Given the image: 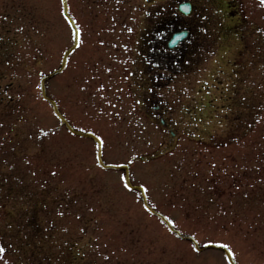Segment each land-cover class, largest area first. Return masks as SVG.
<instances>
[{"label": "rangeland", "instance_id": "obj_1", "mask_svg": "<svg viewBox=\"0 0 264 264\" xmlns=\"http://www.w3.org/2000/svg\"><path fill=\"white\" fill-rule=\"evenodd\" d=\"M181 1L0 0V264H264V6L237 0L222 42L225 1L189 0L197 58L155 89L170 133L137 69L144 14Z\"/></svg>", "mask_w": 264, "mask_h": 264}, {"label": "flooded vegetation", "instance_id": "obj_2", "mask_svg": "<svg viewBox=\"0 0 264 264\" xmlns=\"http://www.w3.org/2000/svg\"><path fill=\"white\" fill-rule=\"evenodd\" d=\"M224 1L227 6L226 11L228 13L230 12L229 16L236 20L234 24L230 25V28L233 27V32L238 36L239 32L237 33L236 30L239 26V6L237 3L233 2V0ZM165 15L166 16H164V13H158L156 19H152L149 22V20L145 19L144 14L145 27L143 33H145V37L141 43L137 77L139 79V86L142 87L141 91L143 97H145L144 99L149 102H154L155 100L158 101V103L151 104V113L149 116L151 118L161 116V125L164 129L173 133V130L169 127L171 126L170 122V125L168 126L167 121L163 118V116L167 115L169 111L167 104L161 99L156 98L155 89L159 88L160 85H164V82L161 80L167 79L170 76V72L175 73L177 72L176 70L184 69L187 60L193 61L194 58H197L193 56V53L196 52V48H200V43L196 47L197 41L194 39V33L196 32L197 27L194 25L196 24V21L192 19V11L188 14H182L176 9V11L173 10ZM176 30L182 32L183 37L175 45L167 46V39L164 38L163 35ZM229 32L230 31L226 34ZM232 70L233 72H236V68H233ZM229 83H231V80ZM223 92L227 96V92Z\"/></svg>", "mask_w": 264, "mask_h": 264}, {"label": "snow or ice", "instance_id": "obj_3", "mask_svg": "<svg viewBox=\"0 0 264 264\" xmlns=\"http://www.w3.org/2000/svg\"><path fill=\"white\" fill-rule=\"evenodd\" d=\"M262 2H264V0H262ZM4 247L3 246H0V253L4 252ZM5 264H7V262H5Z\"/></svg>", "mask_w": 264, "mask_h": 264}, {"label": "clouds", "instance_id": "obj_4", "mask_svg": "<svg viewBox=\"0 0 264 264\" xmlns=\"http://www.w3.org/2000/svg\"><path fill=\"white\" fill-rule=\"evenodd\" d=\"M262 6H264V2H262Z\"/></svg>", "mask_w": 264, "mask_h": 264}, {"label": "trees", "instance_id": "obj_5", "mask_svg": "<svg viewBox=\"0 0 264 264\" xmlns=\"http://www.w3.org/2000/svg\"><path fill=\"white\" fill-rule=\"evenodd\" d=\"M73 259H76V257H74ZM69 263H71V262H69Z\"/></svg>", "mask_w": 264, "mask_h": 264}]
</instances>
